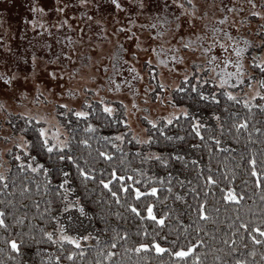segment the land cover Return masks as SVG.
<instances>
[{"label":"rangeland","instance_id":"374dc122","mask_svg":"<svg viewBox=\"0 0 264 264\" xmlns=\"http://www.w3.org/2000/svg\"><path fill=\"white\" fill-rule=\"evenodd\" d=\"M138 2L120 0L124 7L118 9L111 0H86L83 4L81 0H0V155L7 157L5 151L20 142L13 127L19 121L24 123L21 113L46 115L55 124L61 119L57 115L58 104L78 109L86 97L92 103L100 99L111 102L124 115V121H128L132 136L147 140L148 129L153 128L144 117L159 121L179 111L170 99L175 101L177 85H182L185 73L195 72L207 79L208 68L202 70L201 65L213 55L218 59L214 62L216 71L211 75L224 67L226 58L234 62L228 70L235 71L234 46L225 52L217 40L216 48H211L213 29L230 32L241 44L245 40L251 42L242 63L257 77L250 66V57L264 55L259 51L264 33V0H191L190 3L182 0L184 9L174 0H163L170 4L169 10L161 7V0H143L144 9L138 8ZM58 7L64 11H58ZM256 12L261 15L255 16ZM224 32L218 33L221 40ZM205 48L209 51L205 52ZM172 55L177 56L176 61H172ZM149 59L152 65L147 64ZM132 67L137 71L132 72ZM150 68L156 69L152 74L155 79L149 75ZM117 83L121 85L119 89L115 88ZM158 83L164 87L158 88ZM258 87L253 82L252 88L245 84L235 92L241 100L248 99L255 96ZM149 88L154 91H147ZM209 89L215 92L218 86ZM69 91L73 92L72 96L68 95ZM154 92H159L160 100L155 99ZM120 101L127 105L126 115ZM158 147L147 143L141 151L145 150L144 156L148 157L152 150L159 152ZM165 159L159 161L160 166L165 165L162 163ZM62 213L65 215L63 207L61 217ZM58 228V225L54 227L56 238Z\"/></svg>","mask_w":264,"mask_h":264},{"label":"trees","instance_id":"16d2710c","mask_svg":"<svg viewBox=\"0 0 264 264\" xmlns=\"http://www.w3.org/2000/svg\"><path fill=\"white\" fill-rule=\"evenodd\" d=\"M262 36V45L259 48L261 53L264 52V33ZM261 55L256 54L255 57H261ZM250 66H253L252 63ZM256 76L258 78L257 72ZM191 82L199 84L194 77L191 78ZM205 85L204 87L199 84V87L207 91L209 87L216 86L210 82ZM181 86L185 91L176 92L175 102L177 105L188 107L191 113L201 117L200 120L204 125L200 130L203 139L196 135L195 130L185 119H181L179 123L166 125L165 133L149 128L148 134L152 136L149 144L159 145L157 148L159 152L152 150L150 155L158 153L164 159L166 158L169 164L160 166V160H156L154 156L151 160L144 156L145 150L141 151L143 144L138 143L137 139L132 136L128 124L123 123L124 115L118 111L113 113V117L106 118L107 114H103L99 106L96 107L91 118L96 132L87 133L86 136L83 132L78 133L79 137L88 138L93 148L97 146V139L101 136H108L112 139L113 144H106L105 147L115 152L112 166L121 173L126 170L129 176H133L135 175L133 170L141 169L152 176L164 178L163 183L153 184L149 181L158 188L159 199L149 198L148 202L154 203L156 209L169 213L166 217V224L171 225V229H161V226L150 219H141L132 214L127 208V203L135 201L132 197H128L125 203L123 192L120 193L121 203L117 204L111 194L101 185L89 182L85 186L80 182V177L74 168L70 176L71 184L76 190L70 194L69 200L74 196L79 197V202L84 205L87 215H79L78 210L72 209L65 215L62 213L61 217L64 204L62 198L58 194H43L42 177L25 172L17 173V162L9 155V150L19 151V149L12 147L5 151L7 157L0 155L3 157V161L0 162V172L7 174L10 166L12 175L9 177V182L14 177L16 187L0 193V200H13L14 206H9V209L18 216H25V220L23 225L11 224L8 230L0 229V237L17 239L20 246V252H16L5 243L4 239H0V264H95L97 259L102 260L103 264H161L162 261L163 264H171L168 255L126 253V247H132V241L141 238L136 236V232L143 230H147L150 234L154 231L160 232L161 236L167 235L169 241L178 240L181 244L186 243V235L193 241L197 237L202 239L204 244L198 246L195 252V256L200 257L199 261L194 256H189L185 264H224V261H228V264H235L237 259H244L247 264H264V242L259 244L254 242L248 234L252 232L251 228L244 230L236 220L239 216L240 220L246 223L259 224L264 218V185L257 186L253 182L254 177L251 175L249 163L254 156L257 160L256 167L261 170V164L264 162V108L255 106L261 101L259 97H256L252 103L253 107L248 108L242 103L228 100L218 90L212 92L219 98V103H217L212 100L199 99L188 83L183 82ZM93 105H98V102ZM217 114L220 116L219 120L216 119ZM245 120L248 122L247 127L238 128L237 125ZM18 123L13 127L15 137L24 135L28 139L34 138L35 133L32 131L21 133L19 130L24 127V123L20 121ZM221 125L223 128L220 127ZM117 135H122L125 139L116 141ZM168 137H173V139L169 140ZM177 137H182V139H177ZM216 140L220 141L219 146L216 145ZM84 151L86 154L88 150ZM93 155H95L94 152ZM177 155L183 156L184 159H176ZM40 159L46 160L43 153ZM194 160L199 163L193 164ZM52 163L49 161L48 165L51 167ZM100 166L105 168V172L101 176L98 169L96 175L101 178L107 177L108 165L100 161ZM208 175H213L219 183L207 185L205 179ZM26 176L27 180L24 179ZM53 176L52 185L55 187L57 182H62V180L55 170H53ZM36 183L41 185L40 193H37L35 189ZM116 183L113 181L114 188ZM128 183L131 185L132 181ZM137 183H141L138 177ZM24 184H28L31 191H25L22 195L21 188ZM225 187H232L238 193H244L243 200L239 204L224 201L221 191ZM46 200L51 203H46ZM204 200L207 201L205 209L209 216L201 223L196 217V205L197 201ZM33 202L40 204L39 211L33 207ZM138 203L142 206L143 200ZM45 207L49 209L48 213L43 211ZM68 215H72V220L67 219ZM52 216L63 219L61 224L70 234H91L89 240L82 241L84 247L77 250L83 255L77 256L75 260L68 259V253L74 249V246L63 241L56 242L54 227L57 224ZM8 220H12L11 215L8 216ZM234 221L236 228L230 227ZM69 223H72V226H69ZM197 228L200 231H197ZM41 229L53 232L54 239L49 240ZM112 229H117L121 234L127 231L130 240L127 245L121 242L117 248L111 249L116 255L109 260L107 258L109 248L105 245L113 235ZM233 233L234 244L225 245L223 239L227 238L231 241ZM252 234L257 235L259 239V234L255 232ZM97 236L100 238L99 241L96 239ZM233 248L235 251L232 250ZM253 252L255 255L252 254ZM58 256L59 261L56 259ZM218 256L220 259H217Z\"/></svg>","mask_w":264,"mask_h":264},{"label":"snow or ice","instance_id":"6c2138e0","mask_svg":"<svg viewBox=\"0 0 264 264\" xmlns=\"http://www.w3.org/2000/svg\"><path fill=\"white\" fill-rule=\"evenodd\" d=\"M86 0H81V3H85ZM112 4L118 8L123 9L124 5L120 3V0H111ZM190 3L191 0H188ZM174 3L178 5L179 8L184 9L185 3L182 0H174ZM253 3V7H254ZM146 5L143 3V0H139L138 8L144 9ZM161 7L164 10L170 9V4L163 3L161 0ZM194 7V6H193ZM36 9L33 8V11ZM40 11H44L43 8ZM58 11L63 12V7H58ZM193 15L195 13L193 12ZM255 16H260V12L254 13ZM225 17V21H226ZM167 23L168 20L165 19ZM224 21H222L223 23ZM34 23V22H33ZM155 27V25H152ZM123 30V28L121 29ZM224 32L223 29H213L214 37L209 41L211 48H216V41L220 40V47L227 52L229 46H234V54L237 57L235 61V71H229V66L233 65V60L230 58H226L224 62V67L219 69L215 75H211L210 73L215 72V61L218 59L217 56L213 55L211 59H209L206 64L201 65L202 70L206 67L208 68V76L205 79L203 76L197 75L195 72L185 73L182 76V81L184 83H188L190 89L196 93V96L201 100H212L219 103V98L216 95L212 94V90L209 89L205 91L204 89L199 87V84H192L191 78L194 77L198 82H202L204 84H208L211 82L213 85L218 86V90L223 93V95L230 101L235 103H243L246 107L251 108L253 104L251 103L256 97H259L261 103L256 104L255 106L258 108H264V58L261 57H250L251 63L258 74L257 77H253L251 72L245 67L242 63V59L244 54L247 52L248 47L250 45V41L245 40L243 44L240 43V40L236 37H233L230 32H224V39L221 40L218 33ZM230 41L231 45H228L227 42ZM139 48L140 46L137 45ZM153 52H157L156 48L152 49ZM205 52L209 51V49L205 48ZM67 55V53H65ZM157 55L159 53L157 52ZM135 56V53H133ZM35 59V58H33ZM172 61L177 60V56H171ZM181 61L183 57H180ZM125 63L130 64V61H125ZM153 61L149 59L147 61L148 65H152ZM163 63V61H161ZM115 67V65L113 66ZM195 67V65H194ZM105 72L107 68L104 69ZM132 72H136V68H131ZM156 71L155 68L149 69V75L152 79H155V76L152 75ZM55 75V74H53ZM137 75H139L137 73ZM142 78V77H141ZM6 82L10 83V80L6 78ZM258 84L260 87L255 91V96L249 97L248 99L241 100L236 95L235 90L242 85L247 84V87L252 88V83ZM121 85L117 83L115 85L116 89H119ZM158 88H163L162 83L157 84ZM229 88L233 90H228ZM177 89L181 92L185 91V89L181 85H177ZM111 90V89H110ZM89 92L93 91L92 89L88 90ZM147 91H154L153 89L149 88ZM38 95L43 96V93L38 91ZM69 96L73 95L72 91L68 92ZM155 99L160 100L161 96L159 92H154ZM247 96V93H244ZM145 102H147V92L145 93ZM171 104L173 107H178L179 111H173L168 115H165L160 118L159 121L150 119L148 117H144L151 127L161 133L165 132L164 125H172L174 122L179 123L181 119H185L190 123V126L195 130L196 135L201 136L203 139L201 128L204 127L200 118L191 113L188 107L183 105H177L174 100L170 99ZM120 104L123 105L125 109V115L127 114V105L123 104V101H120ZM101 108V112L103 114H107L106 118L113 117V113L116 111L115 107L111 102H106L105 99H100L98 105H93L92 101L84 99L83 104L80 108L69 107L68 104H58L59 111L57 115L61 117L60 120H57L55 124H52L46 115H30L28 113H21L20 115L24 117V127L20 128L21 133H26L28 131H32L35 133L34 138L28 139L26 136L22 135L20 137V142L16 143L15 148L20 149L21 151H12L9 150V155L16 161V171L17 173L25 172L30 173L36 176H40L43 178V194L52 193L53 195L58 194L59 197L62 198L64 201L63 204V211L65 213H69L70 210L76 209L78 210L79 215H87L85 211V207L83 204L79 202V197H73L72 200H69L70 194L75 192V188L71 184V176L70 173L74 168L76 174L80 177V182L87 184L89 182H94L96 184L101 185L104 189H106L111 196L114 198L117 204L121 203L122 197L120 193L123 192L125 195L123 197L125 203H127L128 197H132L133 203H127V208L130 210L132 214L141 219H150L152 222L156 223L157 225L163 228L171 229V225L166 224V217L169 215L168 212H162L160 209H156V205L154 203H150L149 198L153 200L159 199L158 188L153 186L155 183H163L164 178L158 176H152L148 173H145L141 169L133 170L135 175L129 176L128 172L125 170L121 173L113 165V160L115 157V152L109 150L105 147L106 144H113V140L110 139L108 136H101L97 139V146L95 148L92 147L90 144V140L88 138H81L78 136L79 132L85 133H95L96 127L94 124L91 123V118L96 110V107ZM133 107H136L135 102H133ZM73 117L74 119H63L64 117ZM216 119L219 120V114L216 115ZM10 123V122H9ZM125 124L128 123L127 120L124 121ZM247 121H243L242 124H238L237 127H247ZM83 125V127H81ZM31 126V128H29ZM223 128V125L220 126ZM64 128L65 131H61ZM259 131V129H257ZM135 138V137H134ZM5 139H10V137H6ZM125 139L122 135H117L115 137L116 141H123ZM169 140L173 139V137H168ZM177 139H182V137H177ZM215 139V137H213ZM152 140V136L149 135L147 140H137L140 144H147ZM103 142V143H102ZM216 145H220V141L216 140ZM83 146V148H82ZM85 149H87V153L85 154ZM93 152L95 155H93ZM122 152V149H121ZM46 157V160L40 159V155ZM153 156L156 160H161L160 154H151L147 157L148 160L153 159ZM176 159L183 160L184 157L177 155ZM52 161L51 167L48 165V162ZM100 161H104L108 165V176L101 178L96 175L97 170L103 176L105 172V168L100 166ZM66 162V163H65ZM123 163V161H121ZM162 163L167 164L168 161L162 160ZM199 163L198 161H193V164ZM250 170L251 175L254 177V183L257 186L264 185V162L261 164V170H258L257 160L253 156L250 160ZM59 165V166H57ZM53 170L60 174V178L62 182H57L56 186L52 185V180L54 179ZM12 175L11 167L7 169V174L5 172H0V193H5L6 190L9 188L15 189V179L9 182V177ZM137 177L141 183H137ZM25 180L28 179L26 176ZM132 181L131 185L128 181ZM113 181H116L115 188L113 186ZM149 181H152L153 184H150ZM205 182L207 185H216L219 183L217 179L213 177V175L206 176ZM31 183V181H29ZM35 189L37 193L41 192V185L40 183L35 184ZM62 189L63 191H59ZM25 191H31V188L28 184H24L21 188V193ZM10 195L11 193H6ZM222 199L227 202H233L235 204H239L244 197V193L237 192L235 188L232 187H225L221 191ZM179 198V197H178ZM167 199V197H165ZM143 200V204L141 206L140 202ZM46 203H51V201L46 200ZM13 200L3 201L0 200V229L8 230L11 224L15 225H23L25 216H18L15 212L9 209V206H14ZM207 201H197L196 205V217L199 222H203L208 219L209 213L205 209ZM27 207V205H25ZM33 207L39 211L40 204L33 202ZM45 213L49 212V209L45 207L43 209ZM218 211V209H217ZM12 216V220H8V216ZM119 215V213H117ZM72 215H68L67 219L72 220ZM52 219L56 221V224L59 226V236L56 238V242H67L70 245L74 246V249L68 253L69 260H75L77 256L83 255L82 252H78L77 250L82 249L84 245L82 241H87L91 238V234H70L66 231L65 226L60 223V219L58 216H52ZM236 220L239 221L240 227L244 230H248L251 228L252 232L259 234V239L257 235H253L252 232H249L250 238L256 242L257 244L264 242V218H262L259 224H249L240 220L239 216L236 217ZM230 227L236 228V222L234 221ZM200 231L199 228L196 229ZM239 230L238 228L236 229ZM44 235H46L49 240L54 239V233L51 231H44ZM107 231V229H106ZM113 235L105 247L109 248L107 252V258L111 260L112 257L116 255L115 252L111 251V249L117 248L121 242H124L127 245V242L130 240L129 233L124 231L121 234L120 231L117 229L111 230ZM187 232V229H185ZM137 237H141L140 239L132 241V247H126V253H136V254H148V253H156V254H163L168 255L170 258L171 264H185L186 259L189 256H194V258L199 261L200 257L195 256V252L198 246H202L204 241L199 237L195 238L194 241L188 239L187 235L185 236L186 243L181 244L178 240H171L169 241L167 235H160V232L154 231L153 233H149L147 230L137 231ZM0 239H4L5 243L9 244L13 250L16 252H20V246L17 239L14 238H7V237H0ZM97 241H99V237H96ZM223 243L225 245L229 243L234 244V233L233 239L230 241L227 238L223 239ZM63 246V245H61ZM235 251V248L232 249ZM255 255V253H252ZM172 258H175L174 260ZM57 261L60 260V257H56ZM217 259H220L218 256ZM95 264H103L102 260L97 259ZM163 264V261L161 262ZM224 264H228V261H224ZM235 264H247L246 260L244 259H237L235 260Z\"/></svg>","mask_w":264,"mask_h":264}]
</instances>
